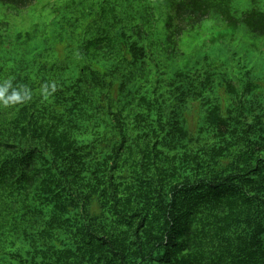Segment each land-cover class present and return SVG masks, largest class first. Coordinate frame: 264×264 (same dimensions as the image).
<instances>
[{
  "label": "trees",
  "instance_id": "16d2710c",
  "mask_svg": "<svg viewBox=\"0 0 264 264\" xmlns=\"http://www.w3.org/2000/svg\"><path fill=\"white\" fill-rule=\"evenodd\" d=\"M251 3L240 18L264 38ZM216 6L175 0L155 25L143 0H63L0 64L33 94L0 107V264H264V85L223 50L167 70L183 41L167 53L163 30ZM214 29L219 46L236 34Z\"/></svg>",
  "mask_w": 264,
  "mask_h": 264
},
{
  "label": "rangeland",
  "instance_id": "374dc122",
  "mask_svg": "<svg viewBox=\"0 0 264 264\" xmlns=\"http://www.w3.org/2000/svg\"><path fill=\"white\" fill-rule=\"evenodd\" d=\"M63 0H31L24 12L16 11L6 5H0V22L6 26L0 28V64L5 63L10 56L28 47L33 40H40L48 32V24L52 20L53 10ZM175 0H143V6L148 14V19L155 25H164L168 20V9ZM183 1V0H177ZM216 8L210 9L204 21L197 25L193 31L182 38H177L173 33L164 29L165 35L171 41L165 47L172 54L180 50L182 57L178 58L167 70H182L200 52L223 50L232 52L235 56L242 57L245 66L262 85H264V38L253 36L247 25L241 20V14L252 8L251 0H211ZM160 6L158 12L150 14L151 5ZM234 19V20H233ZM229 23H233L235 36L223 46L213 42L210 38L212 28L225 29ZM149 26L142 25L141 29L147 30ZM214 29V30H216ZM213 34V32H212ZM228 36V35H227ZM211 55V54H210ZM168 56V55H167ZM223 96V93H221ZM187 120L190 128H194L197 116L195 113L188 114Z\"/></svg>",
  "mask_w": 264,
  "mask_h": 264
},
{
  "label": "clouds",
  "instance_id": "9594fccd",
  "mask_svg": "<svg viewBox=\"0 0 264 264\" xmlns=\"http://www.w3.org/2000/svg\"><path fill=\"white\" fill-rule=\"evenodd\" d=\"M51 91H55V85H51ZM11 90V91H10ZM41 94L44 99H47L51 92L49 86L45 85L41 89ZM32 92L26 87L21 86L19 89L14 87L12 81L4 80L0 84V107L7 108L12 105L26 103L32 99Z\"/></svg>",
  "mask_w": 264,
  "mask_h": 264
}]
</instances>
